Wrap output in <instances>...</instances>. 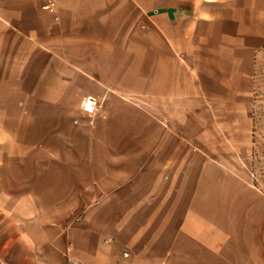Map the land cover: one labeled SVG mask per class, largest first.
<instances>
[{
	"label": "crops",
	"instance_id": "1",
	"mask_svg": "<svg viewBox=\"0 0 264 264\" xmlns=\"http://www.w3.org/2000/svg\"><path fill=\"white\" fill-rule=\"evenodd\" d=\"M261 49L264 0H0V264H257L181 186Z\"/></svg>",
	"mask_w": 264,
	"mask_h": 264
},
{
	"label": "rangeland",
	"instance_id": "2",
	"mask_svg": "<svg viewBox=\"0 0 264 264\" xmlns=\"http://www.w3.org/2000/svg\"><path fill=\"white\" fill-rule=\"evenodd\" d=\"M214 112L219 119L213 120L215 136H210L209 142H196L217 165L208 169L213 181L202 178L197 170L190 187L187 183L181 186L185 198L192 195L183 207L191 203L192 208L202 209L208 205L209 220L225 227L232 237L226 242L247 244L251 248L248 261L264 264V49L255 58L247 103L215 105Z\"/></svg>",
	"mask_w": 264,
	"mask_h": 264
},
{
	"label": "built area",
	"instance_id": "3",
	"mask_svg": "<svg viewBox=\"0 0 264 264\" xmlns=\"http://www.w3.org/2000/svg\"><path fill=\"white\" fill-rule=\"evenodd\" d=\"M44 9L54 12L55 11V3L53 1L47 2L43 6ZM100 107L99 100L94 96H85L80 102V109L84 114L94 115L98 112ZM68 264H81L77 261L70 260Z\"/></svg>",
	"mask_w": 264,
	"mask_h": 264
},
{
	"label": "trees",
	"instance_id": "4",
	"mask_svg": "<svg viewBox=\"0 0 264 264\" xmlns=\"http://www.w3.org/2000/svg\"><path fill=\"white\" fill-rule=\"evenodd\" d=\"M253 132H255V130H253Z\"/></svg>",
	"mask_w": 264,
	"mask_h": 264
}]
</instances>
